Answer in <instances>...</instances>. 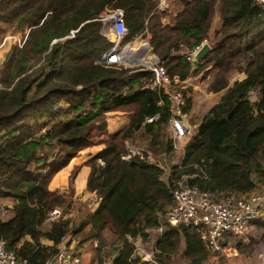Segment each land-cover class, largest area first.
Returning a JSON list of instances; mask_svg holds the SVG:
<instances>
[{
  "label": "trees",
  "instance_id": "trees-1",
  "mask_svg": "<svg viewBox=\"0 0 264 264\" xmlns=\"http://www.w3.org/2000/svg\"><path fill=\"white\" fill-rule=\"evenodd\" d=\"M157 3L0 0V33L11 31L23 40L0 64V238L19 262L45 264L57 244L72 235L78 237L77 264L86 242L93 245L96 264H150L131 259L134 241L161 223L162 234L154 239L161 252L155 255L158 264H169L174 255L186 264H208L218 251L196 227L160 219L172 205L173 190L185 179L238 198L264 185V2L179 0L165 24L149 17ZM117 8L128 30L122 41L148 29L151 50L170 76L183 80L208 67L215 71L208 82L214 93L211 112L199 122L189 117L194 127L179 147L168 123V94L145 86L153 73L98 61L113 45L100 31L101 14ZM215 13L220 22L211 37ZM204 40L210 50L193 63L187 51ZM175 86L190 112L192 86ZM126 107L133 108L127 125L86 161L84 188L96 195L97 207L91 210L71 190L50 189L54 175L105 133L106 114ZM127 139L136 145L143 140V148L136 146L143 159L123 158ZM54 208L60 215L46 220ZM262 214L247 228L264 227ZM221 243L246 246L234 234Z\"/></svg>",
  "mask_w": 264,
  "mask_h": 264
},
{
  "label": "built area",
  "instance_id": "built-area-1",
  "mask_svg": "<svg viewBox=\"0 0 264 264\" xmlns=\"http://www.w3.org/2000/svg\"><path fill=\"white\" fill-rule=\"evenodd\" d=\"M255 1L258 3L264 2V0ZM100 20L102 21L103 27L110 25L114 35L119 39L124 38L127 35L128 30L121 9L117 8L101 14ZM15 37L13 43H17L21 46L23 40L21 41L19 36ZM5 42L6 38L0 41V48L4 46ZM143 45H146L144 47L146 56L145 58L138 60V63L144 65H142L143 69L149 70L153 73V79L145 84V86H150L151 88L162 87L164 88V93L168 94L170 98L168 123L172 132L174 145L179 147L192 130V126L189 122L188 113L183 109L185 98L182 92L177 89L172 90L165 87L171 82L180 86L185 85L189 81V77L181 80L177 76H170L157 56L152 54L150 50L149 52L147 51L149 44L146 42V44ZM200 46L201 43L187 51V57L190 60L196 54ZM125 50L126 49L123 50V48L119 47L118 41H115L110 50L102 54L98 61L99 63H104L106 65L115 64L117 66L123 65L124 67H127L124 65V63L128 64L126 58L129 60H131V58L128 53H125ZM209 69L210 67L205 68V71L209 73ZM159 103H161V101H159ZM157 117L158 115L148 117L146 118V121L150 122ZM128 147L131 146L127 145V148ZM141 152L142 151L139 149L137 152H133L128 148V154L126 156L130 158L134 155H140V158L143 159L144 156ZM148 155H150L149 152ZM124 157L125 156H123V158ZM183 180V182H179L178 187L173 190L172 205L160 216V219L161 221L164 220L172 225L185 224L196 227L213 251L223 249L221 242L225 235L242 234L247 228L249 222L258 218L264 211V187L258 188L254 192L238 198L224 197L210 189H200L196 185H189L186 183L185 179ZM59 215V208H54L48 212L46 220L51 221ZM147 233L148 235L144 239L136 238L134 241V249L131 259L135 260L139 257L142 261L158 264L155 255L160 254L161 252L155 248L154 239L162 234L161 223L149 228ZM147 246H150L152 250L148 251L146 249ZM56 247V251L51 253L45 264L78 263V258L73 254L74 246L71 245L69 235L64 237ZM0 264H24L17 260L14 251L9 249L5 240L1 238ZM252 264H264V256H261L256 263Z\"/></svg>",
  "mask_w": 264,
  "mask_h": 264
},
{
  "label": "rangeland",
  "instance_id": "rangeland-1",
  "mask_svg": "<svg viewBox=\"0 0 264 264\" xmlns=\"http://www.w3.org/2000/svg\"><path fill=\"white\" fill-rule=\"evenodd\" d=\"M157 6L151 11L149 14V17L154 14L158 18V22L161 24H165L167 22H170L172 19V16L175 13V10L179 7V0H157ZM219 16L218 13H215L212 18V25L210 29V34L212 37L213 31L218 27L219 25ZM101 33L107 38H109L111 41L119 42V47L126 49L132 47L133 53H130L131 60L126 58L127 63H124L125 66L128 68L136 67V66H142L143 64H139L138 60L145 58L146 51L144 47L146 45V42L149 44V48H147V51L157 56L155 53L152 52L151 46H150V33L148 29H145L141 34L136 36L135 38L128 40L126 42H123V38H118L116 35H114L112 28L110 25L108 26H102L101 27ZM11 31H8L6 33H0V41L6 38V42L2 48H0V64L3 62L6 55L9 53L11 46H13V40L15 35ZM207 41V40H204ZM209 43V41H207ZM17 44V43H15ZM135 52V53H134ZM144 56V57H142ZM158 58V57H157ZM159 59V58H158ZM163 64V63H162ZM144 66V65H143ZM200 75L196 78V81L200 83V92L198 91V94L195 96V105L198 106L197 110L198 113L193 115V118L199 122L202 118L206 117L209 112H211L212 107L208 105L209 101L213 98V92L208 90V82L213 78L215 75V71L209 70V73L205 71V69L200 71ZM205 73V74H203ZM195 74V73H193ZM195 82V81H194ZM171 86L167 85L165 88H172L175 89L178 86V84H175L171 82ZM180 88V87H178ZM186 89V88H185ZM132 107H126L122 110L117 111H111L106 114V119L108 123V128L105 131L103 135H98L94 138L93 144L90 145L89 148L83 149L78 153V155L73 158L67 166L62 168L59 172H57L53 180H56L57 187L60 190V192L69 193L70 190L73 191L72 195H77L80 193H83V184L85 183V178L87 174V159L88 155L90 153L95 152L97 149H99L104 141H107L109 138V135L112 133H116L119 130H121L124 126L127 125V121L129 118V114L132 111ZM191 126L194 127L191 123ZM127 144L131 147H128L133 152H137L138 149L136 148L141 146L140 148H143V140H138L139 143L142 145H136L131 139H127ZM123 146L125 147L124 143ZM135 146V147H133ZM89 152V153H87ZM125 159H129L126 155H124ZM100 162V161H97ZM76 172L75 176H71L72 172ZM263 186H260L259 188H262ZM95 197L87 201L91 206L90 209L94 207L95 203L92 201ZM260 220H264V214L260 217ZM242 237L243 242L246 244V246L242 247L241 250L234 248L233 246L226 247L224 246L222 250H219L218 253L210 258V261L208 264H252L256 263L261 256H264V227H258L255 224L249 226L243 234L239 235ZM71 245L76 248L78 245V237H74L72 235H69ZM46 240H43L44 243ZM73 247V248H74ZM93 245H89L88 242H86L82 249H83V255H81V260L79 264H96L97 258L94 256V252L92 250ZM148 251H151L152 248L150 246H147L146 248ZM106 260V257H104ZM174 259L172 262H168L169 264H186V262L180 258L178 255L172 256ZM108 261L104 262L103 264H108ZM150 264H154L149 262Z\"/></svg>",
  "mask_w": 264,
  "mask_h": 264
},
{
  "label": "crops",
  "instance_id": "crops-1",
  "mask_svg": "<svg viewBox=\"0 0 264 264\" xmlns=\"http://www.w3.org/2000/svg\"><path fill=\"white\" fill-rule=\"evenodd\" d=\"M200 74H201V73H199V74H193V75H191V76H190V75L188 76V77H189V81L187 82V84L191 85V86H192V90L194 91L192 107H191L190 112H187L188 115H189V117H190L191 115H194V114H197V113H198V110H197V107H198V106L195 105V96L198 94V91L200 92V87H201V86H199L200 83H198V82L196 81V78H197ZM194 81H195V82H194ZM213 94H214V93H213ZM61 170H62V169H61ZM86 170L88 171V168H87ZM87 173H88V172H87ZM86 177H87V174H86ZM85 180H86V178H85ZM84 186H85V183L83 184V190H84V192L78 194V196L81 197L83 201H89L90 199H92L93 197H95V198L92 200V201H94L95 203H91V204H94V207L91 208V210H93V209L96 208L97 205H98V202H97V199H96V195H95L94 193H91V192L86 191L85 188H84ZM49 188H50V189H58V187H57V182H56V180H53V178H52V180H51V182H50V184H49ZM44 243L47 244V245H50V244H51V241L46 240Z\"/></svg>",
  "mask_w": 264,
  "mask_h": 264
},
{
  "label": "water",
  "instance_id": "water-1",
  "mask_svg": "<svg viewBox=\"0 0 264 264\" xmlns=\"http://www.w3.org/2000/svg\"><path fill=\"white\" fill-rule=\"evenodd\" d=\"M210 50V45L208 42H203L202 45L200 46V48L197 50L196 54L191 58V61L193 63L201 60L202 58H204L206 56V54L209 52ZM185 183V182H184ZM7 205H4V207H6Z\"/></svg>",
  "mask_w": 264,
  "mask_h": 264
},
{
  "label": "bare ground",
  "instance_id": "bare-ground-1",
  "mask_svg": "<svg viewBox=\"0 0 264 264\" xmlns=\"http://www.w3.org/2000/svg\"><path fill=\"white\" fill-rule=\"evenodd\" d=\"M133 48L132 47H130V48H126V50H125V53H128V55L130 56V53H133ZM127 55V54H126ZM146 55V54H145ZM142 57H144V56H142Z\"/></svg>",
  "mask_w": 264,
  "mask_h": 264
},
{
  "label": "clouds",
  "instance_id": "clouds-1",
  "mask_svg": "<svg viewBox=\"0 0 264 264\" xmlns=\"http://www.w3.org/2000/svg\"><path fill=\"white\" fill-rule=\"evenodd\" d=\"M203 42H207V41H203ZM203 42H202V43H203ZM202 43H201V45H202Z\"/></svg>",
  "mask_w": 264,
  "mask_h": 264
}]
</instances>
